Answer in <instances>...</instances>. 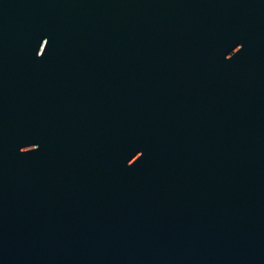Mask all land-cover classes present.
I'll use <instances>...</instances> for the list:
<instances>
[{"label": "water", "instance_id": "water-1", "mask_svg": "<svg viewBox=\"0 0 264 264\" xmlns=\"http://www.w3.org/2000/svg\"><path fill=\"white\" fill-rule=\"evenodd\" d=\"M0 264H264V0H0Z\"/></svg>", "mask_w": 264, "mask_h": 264}]
</instances>
